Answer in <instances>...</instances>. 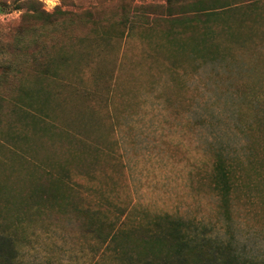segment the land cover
<instances>
[{"label": "rangeland", "instance_id": "obj_1", "mask_svg": "<svg viewBox=\"0 0 264 264\" xmlns=\"http://www.w3.org/2000/svg\"><path fill=\"white\" fill-rule=\"evenodd\" d=\"M195 2L222 7L212 34L226 67L193 60L207 30L174 21L191 18ZM0 17V186L9 199L46 183L52 168L73 187L70 207L96 218L102 209L116 227L130 213L123 228L142 223L133 238L147 234L143 215L169 213L193 220L189 233L264 262V134L241 124L246 101L235 86L237 64L264 66V0H58L51 9L0 0ZM50 57L56 77L38 71ZM20 88L47 117L17 112ZM216 151L236 162L225 209L210 179ZM77 215L24 212L14 263L160 264L117 254Z\"/></svg>", "mask_w": 264, "mask_h": 264}, {"label": "trees", "instance_id": "obj_2", "mask_svg": "<svg viewBox=\"0 0 264 264\" xmlns=\"http://www.w3.org/2000/svg\"><path fill=\"white\" fill-rule=\"evenodd\" d=\"M190 9L193 14L191 18L174 19V21H180L192 30L201 24L207 30L206 40L208 43L205 45L195 42L193 60H199L203 64H222V62L226 64V59L212 34L213 27L220 24L218 19L224 13L222 7L216 4L206 6L195 2L191 4ZM64 12L59 10V13ZM44 13L47 17L53 14ZM37 17L42 18L38 14ZM56 63L54 58L50 57L48 62L41 66L38 71L43 75L56 77ZM224 64L222 65L226 67ZM236 67L240 78L235 86L246 101V110L240 114V122L248 131L256 129V131H263L264 134V66H258V64L249 66L240 62ZM18 91L14 100V106L18 113L25 115L29 113L39 119L48 116L45 108L35 101L36 95L33 91L25 88H20ZM254 108L256 109L253 110ZM24 120L22 119V121ZM212 159L210 179L213 188L220 195L222 207L225 209L234 184L232 174L236 162L234 163L231 157H226L219 151L212 152ZM44 171L46 183L31 185L24 192L17 193L15 200L9 199L0 186V264H16L13 261L16 253L15 247L18 242L26 240L23 213L27 211L41 213L45 209H56L59 212L72 211V213L80 215L83 218L81 223L86 229L95 232L96 237L102 241L113 242L114 246L117 247L114 251H117L119 255L133 251L139 260L153 259L160 264H264V262L257 263L253 259L239 256L228 243L216 240L212 236L189 233V230H192L190 227L195 225L193 224L194 221H185L173 217L169 213L143 215L141 220L145 218L146 226L144 227H148L147 234L143 237L133 238L135 229L142 223L132 222L136 228L128 230L123 228L130 213L124 214V219L116 227L117 221H107L102 209L97 208L95 210L98 216L96 218L87 209L76 206L70 207L68 198L73 187L56 177L52 168H45ZM124 209L126 208L123 207L119 210L121 215ZM135 219L132 218V220ZM203 229L201 233L204 232Z\"/></svg>", "mask_w": 264, "mask_h": 264}, {"label": "clouds", "instance_id": "obj_3", "mask_svg": "<svg viewBox=\"0 0 264 264\" xmlns=\"http://www.w3.org/2000/svg\"><path fill=\"white\" fill-rule=\"evenodd\" d=\"M57 2H58V0H45V6L49 9H51V7ZM0 18H2V17H0Z\"/></svg>", "mask_w": 264, "mask_h": 264}]
</instances>
